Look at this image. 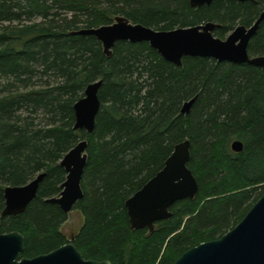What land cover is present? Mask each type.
Masks as SVG:
<instances>
[{
	"label": "trees",
	"instance_id": "obj_1",
	"mask_svg": "<svg viewBox=\"0 0 264 264\" xmlns=\"http://www.w3.org/2000/svg\"><path fill=\"white\" fill-rule=\"evenodd\" d=\"M263 10L264 0H215L197 9L188 0H0V234L24 236L22 258L72 243L86 260L175 264L245 218L264 196V69L199 57L184 58L180 68L148 43H117L108 57L96 37L75 33L123 16L162 32L215 23V37L226 40ZM249 55L264 56V22ZM98 81L95 129L75 131L74 107ZM187 139L196 198L177 202L153 232L132 230L127 200ZM82 140L84 197L74 210L84 224L70 242L61 231L68 214L47 200L61 194L67 173L60 164ZM237 140L242 153L232 150ZM43 173L26 211L3 217L4 190Z\"/></svg>",
	"mask_w": 264,
	"mask_h": 264
},
{
	"label": "water",
	"instance_id": "obj_2",
	"mask_svg": "<svg viewBox=\"0 0 264 264\" xmlns=\"http://www.w3.org/2000/svg\"><path fill=\"white\" fill-rule=\"evenodd\" d=\"M192 8L211 6L215 0H188ZM240 3L254 0H235ZM264 22V10L255 23L238 26L226 40L215 37L219 24L207 23L173 31H156L119 16L114 24L95 29H84L78 35L96 37L106 56H112L117 43H148L167 62L180 68L186 57L210 58L219 63L248 64L264 69V56L251 57L249 45ZM103 81L90 84L85 96L75 107V131L92 134L101 109L99 99ZM196 98L186 102L182 114H189ZM88 142L80 141L62 160L61 167L67 173L62 192L47 200L57 204L66 214L72 212L83 199L82 178L88 161ZM235 153H242L244 144H232ZM191 160V142L178 144L166 161L164 168L140 191L127 200L132 230H155L158 222L172 217L171 208L179 201L194 200L199 192V183L188 164ZM46 174L38 175L24 186L7 187L4 190L5 209L3 217L23 214L37 198ZM25 238L19 232L0 234V264H112L109 261L86 260L77 248L69 243L47 255L33 259L22 258ZM175 264H264V196L253 206L245 218L221 239L201 244L183 254Z\"/></svg>",
	"mask_w": 264,
	"mask_h": 264
},
{
	"label": "rangeland",
	"instance_id": "obj_3",
	"mask_svg": "<svg viewBox=\"0 0 264 264\" xmlns=\"http://www.w3.org/2000/svg\"><path fill=\"white\" fill-rule=\"evenodd\" d=\"M84 224V217L80 211L72 210L68 214V221L63 225L61 231L68 241L78 235Z\"/></svg>",
	"mask_w": 264,
	"mask_h": 264
}]
</instances>
